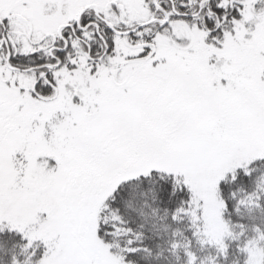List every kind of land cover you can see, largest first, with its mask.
Returning a JSON list of instances; mask_svg holds the SVG:
<instances>
[{
    "label": "snow or ice",
    "instance_id": "snow-or-ice-1",
    "mask_svg": "<svg viewBox=\"0 0 264 264\" xmlns=\"http://www.w3.org/2000/svg\"><path fill=\"white\" fill-rule=\"evenodd\" d=\"M0 264H264V0H0Z\"/></svg>",
    "mask_w": 264,
    "mask_h": 264
}]
</instances>
